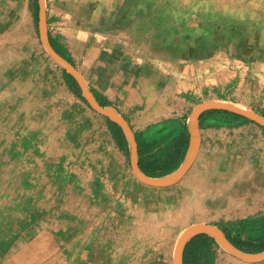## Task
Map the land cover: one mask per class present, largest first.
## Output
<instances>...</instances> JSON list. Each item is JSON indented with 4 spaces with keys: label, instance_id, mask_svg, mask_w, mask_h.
<instances>
[{
    "label": "crops",
    "instance_id": "obj_1",
    "mask_svg": "<svg viewBox=\"0 0 264 264\" xmlns=\"http://www.w3.org/2000/svg\"><path fill=\"white\" fill-rule=\"evenodd\" d=\"M18 2L0 0V145L24 154L58 190L104 212L98 216L158 243L160 254L167 251L161 242L195 224L218 228L242 251L264 252V129L243 116L208 109L199 116L186 169L167 183L139 179L123 130L93 110L73 77L48 57L31 6ZM45 9L53 49L77 68L97 102L110 105L131 127L142 173L162 179L174 172L187 153L191 110L161 119L159 93L94 90L87 72L105 56L92 44L53 33ZM203 235L212 237L199 233L185 242L183 264L208 251L214 252L212 264H264V258L247 260L209 246Z\"/></svg>",
    "mask_w": 264,
    "mask_h": 264
},
{
    "label": "rangeland",
    "instance_id": "obj_2",
    "mask_svg": "<svg viewBox=\"0 0 264 264\" xmlns=\"http://www.w3.org/2000/svg\"><path fill=\"white\" fill-rule=\"evenodd\" d=\"M15 1L31 6L39 36L38 0ZM143 1L145 7L140 13L125 15L126 10L137 9ZM164 1L44 0V3L53 33L82 45L92 44L105 56H99L87 72L94 90L101 87L106 93L117 91L125 95L159 93L161 119L182 110L192 111L204 102L235 104L264 117V0H190L192 8L201 5V1L206 3L203 18L197 20L196 13L192 15L193 27L197 28L201 22L203 29L207 28L203 32V45L184 44V48L178 49V45L169 48L167 43L148 47L145 41L161 36L156 23L158 14L170 10ZM195 35L193 31L191 39ZM211 39L215 43L209 44ZM74 83L80 90L75 80ZM12 154V169L1 170L5 174L0 177L1 192L9 188L19 190L28 201L26 206H16L15 199L4 209L0 205V264L39 260L38 252L33 250L22 255L25 260L19 263L14 259L25 248L36 249L45 241L48 246L61 244L65 249L61 257L73 264H175L174 253L183 231L172 241L159 243L169 250L164 257L167 251L160 254L158 243L142 240L141 235L121 228L118 221L98 216L94 205L79 201L80 195L64 193L60 188L59 191L46 172L32 169L33 163L24 154ZM1 200L0 193V203ZM211 244L229 253L217 241H210ZM201 257L197 264L199 261L212 264L214 252L208 251Z\"/></svg>",
    "mask_w": 264,
    "mask_h": 264
},
{
    "label": "water",
    "instance_id": "obj_3",
    "mask_svg": "<svg viewBox=\"0 0 264 264\" xmlns=\"http://www.w3.org/2000/svg\"><path fill=\"white\" fill-rule=\"evenodd\" d=\"M39 4V15H38V31H39V37L41 44L43 45L46 52L58 63L60 64L67 73H69L77 85L79 86L83 96L86 98V100L89 102L90 106L93 110L96 112L103 114L107 116L110 120H112L114 123H116L124 132L125 136L127 137L129 143H130V162L131 167L135 175L148 183L153 184H162L167 183L170 181L175 180L189 165L191 162L195 148H196V142H197V127H198V119L202 112L208 110V109H218V110H226L230 113H235L240 116H243L254 123L264 127V117L259 115L258 113L251 111L247 108L237 106L235 104L230 103H221V102H204L196 105L192 111H191V120H190V140L189 145L187 149V153L185 155V158L183 159L182 163L179 165V167L169 174L168 176L162 178V179H153L151 177L146 176L142 173V171L139 168V164L137 161V147L135 142V137L133 135V132L131 130V127L126 122V120L120 116L110 105H101L97 102L95 99L92 91L89 89L85 79L81 75V73L77 70V68L64 59L62 56H60L52 47L48 30H47V22L45 17V3L44 0H38ZM199 233H207L215 238V240L220 243L226 250H228L230 253L241 257L243 259L247 260H257L264 258V252L253 254V253H247L245 251H242L238 249L236 246H234L223 234L222 232L213 226L207 225V224H195L190 227H188L179 237V241L177 244V248L174 253V263L175 264H183L182 261V249L185 244V242L193 235L199 234Z\"/></svg>",
    "mask_w": 264,
    "mask_h": 264
},
{
    "label": "bare ground",
    "instance_id": "obj_4",
    "mask_svg": "<svg viewBox=\"0 0 264 264\" xmlns=\"http://www.w3.org/2000/svg\"><path fill=\"white\" fill-rule=\"evenodd\" d=\"M189 2H190V0H179V1L166 0V1L162 2L165 6L170 7V10L168 12H162L161 14H158L159 17H158V21H156V23L158 25L157 29L159 30V33L161 36L155 37L154 39H151L149 41L148 40L145 41V44L148 47L163 46L167 43H169V45H168L169 48H170V46H171V48H173L174 46L178 45L179 46L178 49L184 48V44H186L187 47H190L189 45H191V46L196 45L198 42H199V45H203V42H205L204 41L205 35H203V32H205L207 30V28H205V30H204L203 26H202L203 24L201 22L197 23V26H196L197 28L193 27L192 26V23H193V21H192L193 16L192 15L194 13H196L195 14L196 19L197 18L198 19L203 18L204 16L202 14V11H203L204 7L206 6V3L201 1L202 2L201 5L199 4L198 6L193 7V8H198V9H193L192 5ZM198 3H200V1H198ZM143 7H145L144 1L140 3V6L137 9L133 8L129 11L126 10L125 15L130 16V15L138 13V12L140 13V11L143 9ZM160 15H162V16L160 17ZM176 26H178V27H176ZM181 27H184V28L179 29ZM184 31H186V32L183 33ZM193 31L196 32V35L193 39H191V36H193ZM196 40H199V41H196ZM247 42H249V41H247ZM213 43H215V40L211 39L209 44H213ZM170 55L173 56V54H170ZM180 55L181 54H179V56ZM194 57H198V54H194ZM138 71L139 70H137V72ZM221 103H224V102H221ZM6 149L7 148L5 146L0 145V177L5 175L4 173H1V170L3 169V167H8L11 169L13 167V162L11 160V157H13L11 155L12 152L10 150L7 151ZM0 181H1V179H0ZM9 189L3 191V193H4L3 194L1 192L3 189L0 188V193L2 196V200H1L0 205L3 207V209L6 206L8 207L9 205H7V204L11 203L12 200H14V199H15V202L17 203L16 206H18V205H25L26 206V203L28 201L27 198L22 197V193L19 190L17 191L14 189H12V190H9ZM13 191H15V197L14 198L12 197ZM32 238H34V237H32ZM178 241H177V244H178ZM45 242L40 243L39 246H36V249L25 248V250H23L20 254H17L15 256V259H14L15 262L19 263L20 260L24 259L23 256H26L30 250H33L34 252H38L36 254V256L40 257V259L35 261L31 258L32 260L29 261V264H73V262H71V260L69 261L66 257H61V254L63 255L62 249H64L61 244L55 243V244H52V246H48L47 243H45ZM176 248H177V245H176ZM62 258H66V259L63 260ZM115 260H117V259H115Z\"/></svg>",
    "mask_w": 264,
    "mask_h": 264
},
{
    "label": "trees",
    "instance_id": "obj_5",
    "mask_svg": "<svg viewBox=\"0 0 264 264\" xmlns=\"http://www.w3.org/2000/svg\"><path fill=\"white\" fill-rule=\"evenodd\" d=\"M214 112H222V113H230V112H228V111H226V110H215ZM231 114H234V115H238V114H235V113H231ZM240 116V115H239ZM246 120H249V119H247V118H245ZM203 238H204V240L205 241H207V242H210V241H213V239H212V237H210V236H208V235H203ZM196 253H193L192 255H191V258L190 259H188L187 261L184 259V264H193V262H194V257L196 258ZM196 259H199L198 257L196 258Z\"/></svg>",
    "mask_w": 264,
    "mask_h": 264
}]
</instances>
